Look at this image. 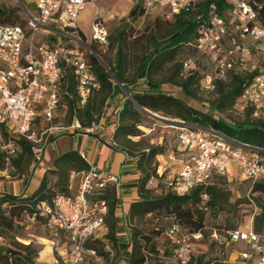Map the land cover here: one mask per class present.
Wrapping results in <instances>:
<instances>
[{"label": "built area", "instance_id": "obj_1", "mask_svg": "<svg viewBox=\"0 0 264 264\" xmlns=\"http://www.w3.org/2000/svg\"><path fill=\"white\" fill-rule=\"evenodd\" d=\"M35 9L29 24L33 30L49 24L55 25L49 33L56 35L51 44L42 42L27 49V31L17 24L0 23V150L6 165L18 151L12 140H2V126L19 137L33 143L32 153L39 159L42 153L43 131L36 132L39 117L52 120L58 112L63 95V64L69 66L81 100L99 87L94 73L89 69L87 57L80 48L81 38L77 25L78 15L90 0H27ZM133 4L157 6L166 17L204 0H131ZM228 13L220 15L210 5L206 22L200 24L194 41L196 51L209 58L211 67L203 74L200 84L212 91L215 82L225 80L231 72L252 74L235 104L243 112L251 108L253 117H264V68L258 69L256 56L264 59V25L259 22L258 0H226ZM91 39L107 43V29L102 21L92 22ZM49 28V27H47ZM68 38V43L63 38ZM187 64H185L186 66ZM253 71H256L254 73ZM178 133L179 149L184 152L179 170L166 177V188L184 194L192 188L206 185L214 174H224L229 165L249 180H264V157L256 149L211 128L182 121ZM66 128L82 127L73 120ZM112 143H117L111 138ZM119 147V146H118ZM83 159L86 161L85 157ZM79 182L73 194L46 195L36 203L33 218L40 217L47 231L63 235L67 245L65 257H54L50 264H82L87 255H96L86 247L91 238L103 235L108 204L99 195L117 177L89 164L87 169L76 172ZM46 194L42 191L41 194ZM166 236L175 243L174 258L187 263L194 254L192 239L202 237L201 231H191L178 223L169 224ZM210 240L217 248L236 249L235 262L230 263L217 253V264H264V231L240 227L231 229L211 228ZM3 237L0 235V243Z\"/></svg>", "mask_w": 264, "mask_h": 264}, {"label": "trees", "instance_id": "obj_2", "mask_svg": "<svg viewBox=\"0 0 264 264\" xmlns=\"http://www.w3.org/2000/svg\"><path fill=\"white\" fill-rule=\"evenodd\" d=\"M258 2L260 3V7L257 8L258 19L264 25V0H258ZM210 5H214L215 12L220 15L227 14L230 7V3L226 0H204L188 6L173 15L174 21L167 34L161 36L152 34L150 36V45L152 48L146 53L139 55L136 70L132 78L127 77V54L121 44L125 35L123 30H120L117 35V46L115 47L111 37L107 36V40H109L107 49L112 50L115 48V60L112 63L103 64L99 56L93 52H97L95 47L90 45L89 48L92 49L94 54L89 53L87 58L88 66L96 76L99 87L92 90L84 100H81L78 95L71 68L63 64L61 88L63 91H67L70 97L63 95L58 110L60 107L68 110L69 117L67 125L73 120H77L82 127L96 125L104 114L103 107L108 103V100L111 101L120 94L122 100L120 107L115 112L116 126L112 138L121 150L125 151V144L133 142L130 139L131 136L139 134L137 125L141 115L148 114L142 109L146 108L150 111L160 112L163 115L181 119L186 123H195L219 131L239 143L247 144L256 149L258 154L264 157L263 116L253 117L251 108H246L243 111L247 117L240 122H233L220 115L221 111L235 108L241 91L252 74L231 72L225 80L216 81L212 91H206L200 84L203 74H200L195 69H189L185 73L183 72V64L186 67V63H183L180 59V49L182 46L189 45L196 50L193 44L197 36V29L201 23L206 22ZM142 12V5L137 3L130 9L128 16L131 20H134ZM4 14V11L0 10V20L7 22L6 19H1ZM79 34L81 39L85 41L84 34L80 30ZM260 59L262 61L259 65L262 64L264 68V59L262 57ZM256 65L257 67L259 66L257 62ZM157 72L165 73L160 81H155L152 78L153 74ZM253 72L256 73V71ZM165 84L177 87L183 97L163 91L164 88L162 86ZM200 90L216 95V98L210 102L208 112L198 110L184 100H200ZM57 116L52 120L56 119ZM39 119L41 120L38 117L36 121ZM4 127L2 126V135H9L10 139L20 151L18 156L13 159L12 165L17 168V174L15 175H21L26 172L32 161L33 143L23 137L15 135L13 132L7 131ZM158 153H161L159 147H150L136 157L137 167L141 173L138 181L140 200L130 204L127 218L147 214L155 209H163L165 214L171 219L169 224L175 222L191 231H201L202 237L206 236L209 239L211 228L231 229L238 227H206L204 225V208H208L213 214H217L223 210L229 198L228 192L211 180L206 185L194 187L184 194H177L166 188L163 194L150 196V189L147 187V183L153 174H155L153 160ZM4 161V153L0 150V169L3 168ZM88 167L89 164L75 150L60 153L53 160L52 169L45 171L39 188L34 194L26 197L3 194L0 197V223L9 221L8 217L2 212L1 204L8 203L14 207H19L24 212L29 211L32 215L36 211V203L39 200H44L46 195L68 193L70 174L87 169ZM49 174L55 176L54 182L48 179ZM250 182V191L252 194H264V180H250ZM42 191H45L46 194H41ZM99 197L105 199L107 204L109 202L105 216L107 233L104 238L89 239L86 242V247L94 250L96 255L106 256L108 251L104 249L103 242L105 239H109L112 244L116 241L114 233L115 223L113 220L114 188L107 187ZM202 203L203 205L201 206ZM37 218L41 219L40 217ZM263 225L264 208L260 209L254 218L253 228L256 231H264L262 230ZM129 239V256L128 260L123 264H146V257L149 253L154 255L159 254L161 258L167 257L173 262L172 264H181L172 254V248L175 245L174 242L171 243L169 249H164L160 253L159 248L152 241V238L146 234H142L139 230H135L133 234H130ZM209 245L212 248L216 247L213 241H210ZM26 248L28 252L21 257L19 263L34 264L33 256L36 255L37 250L30 245H27ZM9 252L12 253V250H9ZM217 263L218 260L215 256L209 260H205L203 255L195 256L192 254L185 264ZM159 264L167 263L162 262Z\"/></svg>", "mask_w": 264, "mask_h": 264}, {"label": "rangeland", "instance_id": "obj_3", "mask_svg": "<svg viewBox=\"0 0 264 264\" xmlns=\"http://www.w3.org/2000/svg\"><path fill=\"white\" fill-rule=\"evenodd\" d=\"M22 2L28 13L25 12V9L17 0H0V10H3L5 13L1 19H6L7 21L2 22L0 20V23L22 26L27 31V49L31 45H38L42 42L53 43L57 36L49 33V31H52L55 25L49 24L48 26H42L33 30L29 24L30 19L28 14H35L34 6L27 0H22ZM116 2V0H91V3L88 2L85 4L78 15L77 21V25L82 29L79 30L83 31L85 37V41L81 39L80 48L88 58L92 49L87 48L86 45L89 47L93 45L97 50V52H93L99 56L103 64L112 63L115 60V48L112 50L107 49L109 40H107L106 44H99L91 39L92 22L97 18L102 20L107 29L108 37H111L114 42V47L117 46V35L119 31L123 30L125 35L121 44L127 54V77L132 78L136 70L139 55L146 53L152 48L150 45V36L152 34L155 36L167 34L172 27L174 17L167 18L165 11L160 7L144 5L142 6V14L134 20H131L128 14L120 16V13L113 14L111 12ZM68 40L66 37L63 38L64 42L68 43ZM179 56L183 63L187 64L186 67L183 64L184 73L189 69H195L200 74H205L210 71L211 63L209 58L198 53L189 45L182 46ZM255 60L258 65L262 61L259 55L256 56ZM261 65L258 66V69L263 68V65ZM163 74L165 73L157 72L153 74L152 78L155 81H160ZM165 85H163V91L183 97L177 87ZM199 96L200 100H191L192 106L198 110L208 112L210 102L216 98V95L200 90ZM120 100L122 98L108 100V103L103 107V116L116 121L115 112L121 104ZM154 113L162 118L153 117L148 114L141 115L137 125L139 134L131 136L130 139L133 142L125 144V151L128 154L130 153V155H135V157L150 147H159L161 149V153H158L153 160L155 174H153L147 183L150 189V196L161 195L166 191L164 184L166 177L174 173L175 168L177 169L179 167L180 160L184 156V152L179 149L178 141V133L181 131V126L183 125L180 122L182 120L163 115L160 112ZM220 115L233 122L243 121L247 117L236 108L221 111ZM56 116V119L43 121V123L41 122L42 119L37 120L35 125L36 132H40L39 128L41 125L68 124L69 112L67 109L60 107ZM202 127L208 128L206 126ZM2 140L8 142L11 139L9 135H2ZM19 152V150L16 151L10 157L9 165H6L4 161L3 168L0 170H5L10 175L17 174V168L12 165V161L18 156ZM48 179L54 182L55 176L49 174ZM78 180L76 178L73 181L74 185L78 183ZM211 181L225 189L228 192L229 198L223 210L217 214H213L210 209L204 208V225L206 227L238 226L244 230L250 229V224L253 225L254 218L260 209L264 208V194H252L250 191V180L237 170L231 174H226V172L224 174H214ZM1 209L9 221L0 223V235L3 237V241L0 243V264H20L21 257L28 252L27 245L37 250L36 255L33 256L34 264H50L52 258L59 254V248L66 245L63 235H51L41 219L37 217L33 218L29 211L24 212L19 207H14L8 203L1 204ZM170 221L171 219L165 214L163 209H155L147 214L127 218L129 237L135 230H139L142 234H146L152 238V241L155 242L161 253L164 249H169L173 242L165 234V230ZM262 230H264V225L262 226ZM210 241L206 236L192 239L194 255H203L205 260H209L217 255V253H220L230 263L236 261L234 258L236 249L212 248L209 245ZM103 245L104 249L108 251L106 256L87 255L82 264H120L125 253L130 251V241L127 246L129 250L125 251L122 249V246L120 248L117 246L116 241L112 244L109 239H105ZM9 250H12V253ZM162 262L167 264L173 263L167 257L161 258L159 254H147L146 264H159Z\"/></svg>", "mask_w": 264, "mask_h": 264}, {"label": "crops", "instance_id": "obj_4", "mask_svg": "<svg viewBox=\"0 0 264 264\" xmlns=\"http://www.w3.org/2000/svg\"><path fill=\"white\" fill-rule=\"evenodd\" d=\"M116 1L113 10H111L113 14L120 13V16H125L133 6L131 0ZM89 3H91V0ZM79 29L82 30L80 27ZM81 32L83 33V31ZM162 88L164 87L162 86ZM116 98L122 97L118 94ZM184 100L189 105H192L191 100ZM43 121L45 120L41 122L43 123ZM67 126L59 124L40 126L39 129L44 132L40 158L35 159L33 157L28 171L21 175H10L5 170H0V197L3 194L18 197L31 196L38 190L45 171L52 169L53 160L60 153L75 150L82 158L83 156L85 157L88 164L117 177L116 183H109L107 186L114 188V233L117 246L119 248L122 246L124 251L129 250V247H127L129 244L127 214L130 204L140 200L138 181L141 173L137 167V158L112 143L111 138L116 126L114 119L102 116L96 125L88 127L91 129L88 132L82 129H68L66 128ZM181 161L182 159L179 167L175 168L174 173L179 170ZM233 171H235L234 167L229 165L226 174H231ZM76 178L79 179V175L76 172H72L69 178V194H73L77 188L78 183L75 185L73 183ZM106 233L107 227L99 238H103ZM58 253L56 257H65L67 255V245L60 247ZM128 256L129 251L122 257L120 264L126 262Z\"/></svg>", "mask_w": 264, "mask_h": 264}, {"label": "water", "instance_id": "obj_5", "mask_svg": "<svg viewBox=\"0 0 264 264\" xmlns=\"http://www.w3.org/2000/svg\"><path fill=\"white\" fill-rule=\"evenodd\" d=\"M20 4H21V6L24 8V4H23V2H22V0H17ZM25 9V8H24ZM25 12L26 13H28L27 11H26V9H25ZM28 16H29V18H31V15L30 14H28ZM86 47L87 48H89V46L88 45H86ZM90 49V48H89ZM91 51V50H90ZM91 53H93L92 51H91ZM98 57V56H97ZM112 74V73H111ZM145 112H147L150 116H153V117H158V118H162V117H160L159 115H157L156 113H154V112H152V111H150V110H148V109H146V108H142ZM180 122H182V121H180ZM240 145H245V144H242V143H239ZM245 146H248V145H245Z\"/></svg>", "mask_w": 264, "mask_h": 264}]
</instances>
